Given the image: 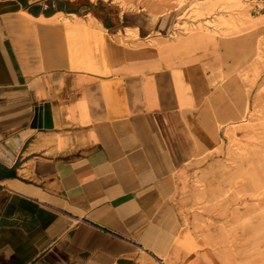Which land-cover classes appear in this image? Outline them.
Masks as SVG:
<instances>
[{"label":"crops","instance_id":"0c3cea01","mask_svg":"<svg viewBox=\"0 0 264 264\" xmlns=\"http://www.w3.org/2000/svg\"><path fill=\"white\" fill-rule=\"evenodd\" d=\"M177 1L0 0V264H264L175 204L250 107L264 15L174 37Z\"/></svg>","mask_w":264,"mask_h":264},{"label":"rangeland","instance_id":"374dc122","mask_svg":"<svg viewBox=\"0 0 264 264\" xmlns=\"http://www.w3.org/2000/svg\"><path fill=\"white\" fill-rule=\"evenodd\" d=\"M152 9L177 10L174 37L199 30L223 38L245 34L264 15V0H179ZM256 32L260 50L244 73L250 107L241 118L217 123V144L184 169V189L175 200L202 239L214 219L234 218L229 231L233 241L244 239L247 259L264 258V28Z\"/></svg>","mask_w":264,"mask_h":264},{"label":"built area","instance_id":"2783aa9c","mask_svg":"<svg viewBox=\"0 0 264 264\" xmlns=\"http://www.w3.org/2000/svg\"><path fill=\"white\" fill-rule=\"evenodd\" d=\"M176 31H177V29H176Z\"/></svg>","mask_w":264,"mask_h":264}]
</instances>
